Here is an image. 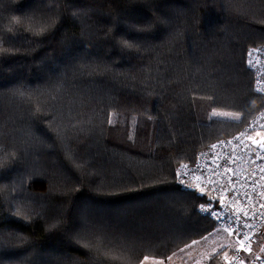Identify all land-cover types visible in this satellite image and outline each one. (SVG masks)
I'll return each instance as SVG.
<instances>
[{
    "label": "trees",
    "instance_id": "trees-1",
    "mask_svg": "<svg viewBox=\"0 0 264 264\" xmlns=\"http://www.w3.org/2000/svg\"><path fill=\"white\" fill-rule=\"evenodd\" d=\"M262 21L264 0H0V228L28 240L5 257L140 264L209 234L175 170L262 110Z\"/></svg>",
    "mask_w": 264,
    "mask_h": 264
},
{
    "label": "built area",
    "instance_id": "built-area-1",
    "mask_svg": "<svg viewBox=\"0 0 264 264\" xmlns=\"http://www.w3.org/2000/svg\"><path fill=\"white\" fill-rule=\"evenodd\" d=\"M257 49L261 51L251 57L253 61L251 67L248 65V56L247 65L252 72L253 91L263 100L262 110L242 130L229 138L215 141L199 151L192 162L182 163L175 170V173L183 170L184 185H192V187L181 185L180 178L175 175L176 184L184 190L194 192L201 199L196 208L198 215L212 221L221 229H231V235L236 243L235 252L230 258L233 264H236L237 258H245L243 254L246 252L239 250L238 243V240L243 238V234L246 233L251 238L252 248L258 235L264 230V208H260V204L264 203V195H262L264 179L261 178L264 177V172L260 170L264 167V153H260L258 158L259 149L249 139V136L259 139L252 131V122L257 120L259 123H264V120L260 119L261 114L264 113V92L256 91V88L264 87V47ZM257 80L261 83L257 84ZM256 131L264 132V129L257 127ZM213 145L216 147L214 148ZM182 165L188 167L181 169ZM197 176L200 177V181L195 179ZM210 176L214 180L211 186L208 184ZM197 183H200L204 193H207L214 203L221 195L224 196L221 220L215 221L198 211L205 198H202L200 190L194 187ZM244 211H247V217L243 215ZM255 257L249 258L247 264H264V254L259 256L260 259Z\"/></svg>",
    "mask_w": 264,
    "mask_h": 264
},
{
    "label": "snow or ice",
    "instance_id": "snow-or-ice-1",
    "mask_svg": "<svg viewBox=\"0 0 264 264\" xmlns=\"http://www.w3.org/2000/svg\"><path fill=\"white\" fill-rule=\"evenodd\" d=\"M213 2H214V0H210V3H213ZM72 15L76 16V15H78V13L77 12H73ZM10 22H11V24H14V25H20L21 24V16L12 15ZM261 23H264V21H262ZM53 24H55V21H52L51 24L48 25V27H51ZM135 30L136 31H146V30H148V28H147V26H137ZM8 31L11 33L12 32V28L9 27ZM44 31H45V28H41L38 32L35 33V35L38 36L41 33H43ZM118 42L125 48H133L134 47V44L131 43L127 39H121ZM0 51H2V52H12L13 50H11V49H3L2 47H0ZM15 51H18V49L15 50ZM259 51H261V49L253 48L252 50H250L248 52V56H249L248 65L250 67H251V65L253 63L251 57H253V55L255 53L259 52ZM260 83H261V81L257 80V84H260ZM256 91L257 92H264V87H258V88H256ZM221 115H228V114H226V113H218L215 110H213V112H212V116L213 117L221 116ZM235 118L239 119V116L237 115ZM260 119L264 120V113L261 114ZM107 122L109 124H111L112 120L109 119ZM257 127L261 128V129H264V123H259V121H257V120H254L252 122V131L255 132V136L258 137L259 139H255V138H253L251 136H249V139H251L253 144L256 146V148L259 149V151L257 152V157L260 158V153H264V132L256 131ZM213 147L215 148L216 145H213ZM245 147H247V145H245ZM15 160H16V157H15V155H13L11 160L9 161V163L15 162ZM4 166H5V163L3 161H0V168H3ZM187 167H188L187 165H182L181 169H184V168H187ZM260 170L262 172H264V167H262ZM226 171H228V170L226 169ZM175 175L180 178V180H179L180 184L184 185V172H183V170L177 171L175 173ZM261 178L264 179V177H261ZM28 179L30 180L31 177H29ZM195 179L197 181H200V177L199 176H197ZM26 183H28V180L22 181L21 182V187L23 188L24 184H26ZM213 183H214V180L210 176L209 179H208L209 186H211ZM184 186L185 187H192V185H184ZM194 187L196 189H199L200 193H201V197L205 198L204 199V203L201 204V206H200L198 211H200L201 213L206 214L207 217H209V218H211V219H213L215 221L221 220L222 217H221L220 213H221V211L224 208V196L221 195L218 198V200H216L215 203H214L213 199L211 197H209L207 195V193H204L203 188L201 187L200 183H197ZM213 190H216V189H213ZM262 195H264V194H262ZM13 199L15 200V199H17V197H13ZM205 204L207 205V207H205ZM10 208L12 209L10 211V215L12 217L17 218V219H21V220H25V221L30 219V216L27 213L22 212L21 208H19L18 206L11 205ZM260 208H264V203L260 204ZM243 215L245 217H247V215H248L247 211H244ZM3 219H6V217L3 218ZM237 219H239V217H237ZM59 223L60 222L52 224L51 228H53V229L58 228L59 227ZM81 228L82 229H87L88 228V223L87 222L82 223L81 224ZM225 231H228L231 234V229H225ZM237 234H239V233H237ZM250 239L251 238L246 233L243 234V238L238 240V243L240 245V249L239 250H243L245 252H249L250 253L252 251ZM246 242H249V243H246ZM27 243H28L27 238L25 236H23L22 234L16 233V232H12V231H8L5 234L4 228H0V264H15V261H12V260L6 258L4 253H6L8 249L22 248ZM193 243H196V241H193ZM82 246L85 247V248H90V246L87 245V244L82 245ZM261 251L264 252V248H261ZM223 257H224V261L226 262V264H233L232 260H230V258H229V253L227 251L223 252ZM167 259L171 260L172 257L168 256ZM255 259H260V257L256 256ZM148 261H149V257L146 255L140 261V264H148ZM154 264H164V260L161 259V260H158V261H154ZM236 264H245V261L242 258H237Z\"/></svg>",
    "mask_w": 264,
    "mask_h": 264
},
{
    "label": "rangeland",
    "instance_id": "rangeland-1",
    "mask_svg": "<svg viewBox=\"0 0 264 264\" xmlns=\"http://www.w3.org/2000/svg\"><path fill=\"white\" fill-rule=\"evenodd\" d=\"M210 116L213 117L212 113H210ZM215 117H217V118H229V117H231V115L228 114V115H221V116H215ZM35 188L37 190H42L41 185H36ZM260 236H261V233L258 235L256 241H258ZM230 241L231 240H230L229 236L227 235V232H225L224 229H221V228L216 226L209 234H207L203 238L197 240L196 243L192 242L191 244H189V245L185 246L184 248L175 252L173 254V256H171L172 257L171 260H168V259L164 260V264H207L208 261L211 259V257L214 256L215 254H217L219 251L229 252L230 248H229L228 244ZM256 241H255V243H256ZM235 248H236V243L234 244V248H233L231 254L229 255V258H231L233 256V254L235 252ZM254 248H255V246H254ZM259 248H260V250L257 249V250H259L258 254L253 253V252H250V253L246 252L243 254L245 257L244 258L245 264H247V261L249 258H254L255 256H260V255H262L261 253L264 254V252L261 251V247H259ZM223 252L221 254L220 259H222V257H223ZM151 260H153V259L151 258ZM154 261H158V260L154 259ZM154 261H150V263H154ZM222 264H225V261H222Z\"/></svg>",
    "mask_w": 264,
    "mask_h": 264
},
{
    "label": "crops",
    "instance_id": "crops-1",
    "mask_svg": "<svg viewBox=\"0 0 264 264\" xmlns=\"http://www.w3.org/2000/svg\"><path fill=\"white\" fill-rule=\"evenodd\" d=\"M226 232V231H225ZM227 235L229 236V238H230V242H229V248H230V250H229V255L231 254V252H232V250H233V248H234V244H235V241H234V238L230 235V234H228L227 233ZM254 246H255V248H254ZM254 246L252 247L253 249H252V251L251 252H253V253H257L258 254V251L260 250V248L259 247H261V248H263L264 247V230H263V232L261 233V236L259 237V239H258V241H256V243L254 244ZM257 249H259V250H257ZM261 254H263V253H261ZM171 256H173V254L171 255ZM222 261H224V257H222V259H221ZM150 261H154V259L153 260H151V258H149V261H148V264H154V263H150ZM216 264H218V263H216Z\"/></svg>",
    "mask_w": 264,
    "mask_h": 264
}]
</instances>
